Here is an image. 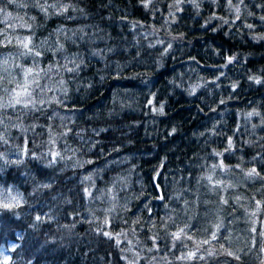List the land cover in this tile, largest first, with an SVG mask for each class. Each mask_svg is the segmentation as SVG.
<instances>
[{"label":"trees","instance_id":"1","mask_svg":"<svg viewBox=\"0 0 264 264\" xmlns=\"http://www.w3.org/2000/svg\"><path fill=\"white\" fill-rule=\"evenodd\" d=\"M256 210L264 0H0V264H260Z\"/></svg>","mask_w":264,"mask_h":264},{"label":"rangeland","instance_id":"2","mask_svg":"<svg viewBox=\"0 0 264 264\" xmlns=\"http://www.w3.org/2000/svg\"><path fill=\"white\" fill-rule=\"evenodd\" d=\"M224 169H225V171L222 170V172H223L224 174H226V173H228V172L230 171V170L227 169V168H224ZM256 215L258 216L259 220L261 221V223H262V225H263V227H264V214H261V213L259 212V210H256ZM259 220H256V222L259 221ZM263 230H264V229H263ZM260 264H264V258L262 259V262H261Z\"/></svg>","mask_w":264,"mask_h":264},{"label":"water","instance_id":"3","mask_svg":"<svg viewBox=\"0 0 264 264\" xmlns=\"http://www.w3.org/2000/svg\"><path fill=\"white\" fill-rule=\"evenodd\" d=\"M175 19H176V17L174 16V17L172 18V21L174 22V21H175Z\"/></svg>","mask_w":264,"mask_h":264},{"label":"bare ground","instance_id":"4","mask_svg":"<svg viewBox=\"0 0 264 264\" xmlns=\"http://www.w3.org/2000/svg\"><path fill=\"white\" fill-rule=\"evenodd\" d=\"M172 23V22H171ZM174 24V23H173Z\"/></svg>","mask_w":264,"mask_h":264},{"label":"snow or ice","instance_id":"5","mask_svg":"<svg viewBox=\"0 0 264 264\" xmlns=\"http://www.w3.org/2000/svg\"><path fill=\"white\" fill-rule=\"evenodd\" d=\"M7 206V205H6Z\"/></svg>","mask_w":264,"mask_h":264}]
</instances>
